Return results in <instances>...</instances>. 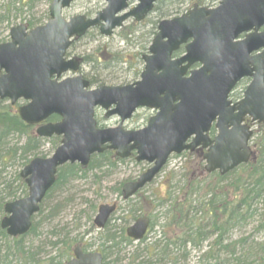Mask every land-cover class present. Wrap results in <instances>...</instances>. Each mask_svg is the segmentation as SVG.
I'll return each mask as SVG.
<instances>
[{"label":"water","instance_id":"obj_1","mask_svg":"<svg viewBox=\"0 0 264 264\" xmlns=\"http://www.w3.org/2000/svg\"><path fill=\"white\" fill-rule=\"evenodd\" d=\"M74 0H51L48 21L27 30L24 25L9 31V42L0 44V100L17 108L22 123L38 126L51 116L59 121L37 127L40 138L59 137V146L49 158H34L19 173L27 188L25 198L7 203L0 228L11 238L26 235L31 219L55 182L57 170L66 164L85 168L93 155L111 151L126 159L132 153L137 163L150 168L134 182L121 188L124 201L151 183L171 155L206 150L202 159L206 173L223 176L251 156L248 142L252 131L243 124L264 125V0H221L216 8L194 5L185 14L160 21L144 63L140 80L126 86L88 90L79 62L66 60L73 38H81L97 28L101 36L132 18L142 21L157 0H104L105 8L93 19L74 16L65 19L61 12ZM240 36H243L240 38ZM184 46V55L172 58ZM194 64L197 69H190ZM250 79L243 97L228 100L235 85ZM105 111L104 118L117 117L115 128L98 129L94 110ZM138 108L156 111L145 128H122ZM216 132L209 138L210 129ZM116 206L102 204L93 223L102 230ZM149 226L146 217L126 229V236L140 241ZM66 264H102L99 253L74 250Z\"/></svg>","mask_w":264,"mask_h":264},{"label":"trees","instance_id":"obj_2","mask_svg":"<svg viewBox=\"0 0 264 264\" xmlns=\"http://www.w3.org/2000/svg\"><path fill=\"white\" fill-rule=\"evenodd\" d=\"M0 1L3 2L0 6V25L5 24L7 30L11 18H16L17 14H22L23 8H31V4L36 2ZM167 2L168 0H158L152 12L157 13L161 5ZM24 22L28 28L40 24L32 18ZM154 30L155 26L150 31L151 38L155 35ZM119 34L120 38L126 41L133 35L132 27L121 28ZM106 59L107 55L103 54L98 59H82L81 62L82 65L90 63L92 71L97 68L106 70L116 62V59ZM84 78L90 87L100 83L93 75ZM15 111L8 101H0V220L4 216L3 207L6 202L27 195L19 172L15 171L12 178L6 179L7 169L15 166L21 169L27 165L30 157L36 158L43 141L34 135L32 127L20 121ZM48 121L55 122L57 118L51 117ZM186 160L182 168V186L177 197L169 199L167 194L168 198L164 200L169 202V205L168 220L162 237L145 247V253L140 254V260H137L136 255L126 264H181L186 262L190 252L199 254L195 264H264V242L253 243L249 238L228 242L227 239L234 228H243L248 219L258 212V206L264 204V139L249 163L223 176L218 173H205L200 155L186 154ZM123 163L125 160L117 159L113 153L106 151L93 155L86 168L77 164H66L59 168L54 185L46 193L38 213L32 217L29 232L11 239L0 228V264H66L79 241L70 237L69 233L56 232V227L51 226L67 203L64 199H55V194L69 183L83 178H91L99 183L101 178L98 174L103 177L110 176L117 166ZM201 184L203 189L200 188ZM201 191L203 194L199 197ZM114 192L121 198V185H117ZM138 196L139 193L135 195L136 200L131 205V202H128L131 199L126 201L130 206L126 215L128 222L144 215V200L142 196ZM162 202L159 201L156 206ZM95 210L96 205L90 204L88 210L83 212L88 223H91ZM123 220L126 223V220ZM153 226L154 221H150V229ZM41 228L49 229L50 240L41 239L38 233ZM97 235L98 251L102 254L103 264H108L107 258L117 253L121 244H132L123 228L118 235L114 228L108 226V222ZM45 248H51L54 254L47 253Z\"/></svg>","mask_w":264,"mask_h":264},{"label":"rangeland","instance_id":"obj_3","mask_svg":"<svg viewBox=\"0 0 264 264\" xmlns=\"http://www.w3.org/2000/svg\"><path fill=\"white\" fill-rule=\"evenodd\" d=\"M219 2L220 0H168L167 3L161 5L157 13L152 12L143 22L135 24L132 21H127L124 27L131 26L133 35H130L126 41L120 38V29L108 38L100 36L94 30L87 33L81 39L74 41L69 48L67 57L94 60L105 54L107 55L106 61L110 58L116 59V62L106 70L97 68L95 71H92L90 63L81 66L80 74L82 76L90 78L93 75V77L98 78L97 80L100 83L97 86H93V89L98 86L115 87L133 84L139 81V75L143 70L141 57L147 55V50L153 39V37L149 36L150 31L155 26L154 32H156L158 22L176 18L190 10L193 5L211 8L217 6ZM1 5H3L2 1H0ZM49 5L50 0H36L34 4H31V8H23L22 14H17L16 18H11L8 30L5 28V24L0 25V41L7 42L9 40V29L21 24L24 25V20L28 18L39 22L38 26L44 24L48 18ZM134 6V3L130 5V7ZM104 7V0H75L62 14L66 19L74 16L93 18ZM66 76H71V74ZM246 86L247 84H243L234 90L233 97L241 96ZM17 105L21 106L22 104L19 102ZM13 108L16 109V106ZM152 115V112L149 110H138L128 122L123 124V127L126 130H139L145 126L147 120ZM95 119L99 123V126L104 128H114L118 124L116 118L104 120L101 110L95 111ZM252 129L254 134L250 140L249 147L253 152L257 153L259 145L264 139V129L256 125ZM32 132L35 133V130L33 129ZM59 141V138L43 139L36 157L49 158L59 146ZM30 159H33V157H30ZM186 162V154L171 156L154 180L140 191L138 197L142 196L144 200L143 213L149 217L151 222L154 221V226L148 230L145 240L141 244H137L136 242L130 245L126 243L121 244L118 252L107 258L108 264L115 262L116 264H126L136 255L138 256L137 260H140V256L145 253V247L150 246L162 237L168 220L167 210L169 205V202L164 200L168 198L167 194H169V199L177 197L178 191L182 186V168ZM147 169L148 165L145 163L136 164L132 159H125V163L118 165L110 176L103 177L98 174L99 178H101L99 183L91 178H83L69 183L62 191L55 194V199H64L67 203L51 226L56 227V232H60L61 234L69 233L70 237H75L79 241V245L88 252L98 251L99 241L97 233L99 231L93 226L92 221L88 223L83 212L88 210L90 204L96 205L95 213L92 216L93 220L99 205L116 204V211L110 217L108 226L114 228L119 235L122 228L126 230L134 221L130 220L128 222L126 215L130 206L115 194L114 188L117 185L122 186L126 182L135 181ZM21 170L22 168L19 169L18 166L7 169L6 179L12 178L15 171L20 172ZM200 188L203 189V184L200 185ZM202 194L203 191L199 193V197ZM134 197L128 201L131 202L130 205L136 200ZM159 201L163 202L159 206H156V203ZM263 206L262 204L258 206V212L248 219L243 228H239L238 226L229 233L227 236L228 242L240 238H249L253 243L264 242ZM123 219L126 220V223ZM48 230V228L39 229L38 233L41 235V239L50 240L51 235ZM44 250L51 255L54 254V250H51V248H45ZM198 255L196 252H190L186 262H181V264H195Z\"/></svg>","mask_w":264,"mask_h":264},{"label":"flooded vegetation","instance_id":"obj_4","mask_svg":"<svg viewBox=\"0 0 264 264\" xmlns=\"http://www.w3.org/2000/svg\"><path fill=\"white\" fill-rule=\"evenodd\" d=\"M157 3V2H156ZM156 5V4H155ZM140 23V22H139ZM139 23H137V24H139ZM248 79H242V80H240L237 84H236V89L238 88V87H240L241 85H243V84H248ZM239 99V98H238ZM142 110V109H141ZM245 123H247V124H249V120L248 119H245ZM205 153V151L204 150H195L192 154H195V155H203ZM144 215H140V217H143ZM81 251L83 252V253H86V251L85 250H82L81 249ZM74 255V254H73ZM72 254H71V256H70V258L69 259H72L74 256H73ZM102 263H103V259H102Z\"/></svg>","mask_w":264,"mask_h":264},{"label":"bare ground","instance_id":"obj_5","mask_svg":"<svg viewBox=\"0 0 264 264\" xmlns=\"http://www.w3.org/2000/svg\"><path fill=\"white\" fill-rule=\"evenodd\" d=\"M60 168H61V167H60ZM57 171H58V170H57ZM56 174H57V172H56ZM54 183H55V182H54ZM53 185H54V184H53ZM19 199H22V198H18V199H15V200H19ZM15 200H13V201H15ZM13 201L6 202L5 204L10 203V202H13ZM5 204H4V205H5ZM39 206H40V205H39ZM38 211H39V210H38ZM37 213H38V212H37ZM37 213H36V214H37ZM36 214H35V215H36ZM93 220H94V218H93ZM93 220H91V221H92L93 226L95 227V225H94V223H93ZM0 221H1V220H0ZM31 222H32V220H31ZM106 224H107V223H106ZM105 226H106V225H105ZM105 226H104V227H105ZM103 229H104V228H103ZM23 236H24V235H23ZM18 237H21V236H18ZM18 237H15V238H11V237H9V238H11V239H16V238H18Z\"/></svg>","mask_w":264,"mask_h":264}]
</instances>
